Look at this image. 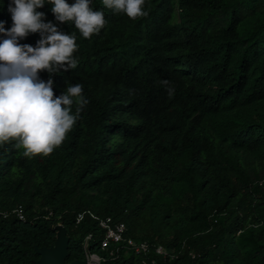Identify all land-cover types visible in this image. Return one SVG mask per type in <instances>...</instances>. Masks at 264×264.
Segmentation results:
<instances>
[{"label":"trees","instance_id":"1","mask_svg":"<svg viewBox=\"0 0 264 264\" xmlns=\"http://www.w3.org/2000/svg\"><path fill=\"white\" fill-rule=\"evenodd\" d=\"M11 3L0 0L5 29ZM91 7L108 22L88 39L51 4L37 9L78 45L75 69L40 79L56 96L80 83L89 103L47 156L0 145V263L34 264L61 223L66 261L264 264V0H146L135 20ZM18 205L23 220L3 216ZM95 216L123 221L149 252L101 249Z\"/></svg>","mask_w":264,"mask_h":264},{"label":"clouds","instance_id":"2","mask_svg":"<svg viewBox=\"0 0 264 264\" xmlns=\"http://www.w3.org/2000/svg\"><path fill=\"white\" fill-rule=\"evenodd\" d=\"M52 5L55 19L71 22L83 38L98 34L107 24L103 10H94L91 0H12L8 7L12 27L0 22V145L15 142L27 157L47 156L59 147L80 119L89 101L83 85L69 84L56 96L54 81L39 77L61 69H75L78 50L75 34L60 31L51 22H44L45 13L37 11L45 3ZM146 0H103L108 9L124 13L132 20L147 15ZM40 33L36 46L21 44L30 33ZM75 105V111L73 106Z\"/></svg>","mask_w":264,"mask_h":264},{"label":"built area","instance_id":"3","mask_svg":"<svg viewBox=\"0 0 264 264\" xmlns=\"http://www.w3.org/2000/svg\"><path fill=\"white\" fill-rule=\"evenodd\" d=\"M10 214L15 215L18 219H24V211L21 205H18L11 209L9 212H4L3 216L6 217ZM83 218V213L80 212L76 216V222H79ZM98 227L103 232V237L100 241L101 249H106L109 246H114V249L110 250V253L116 251L120 245L131 249L134 253H148L150 250V244L145 240H136L127 234V227L123 221H115L111 216H95ZM91 238V234H88L84 241V249L86 251L87 242ZM154 251L158 254H166V251L161 247H154ZM87 264H100V257L96 253L85 254Z\"/></svg>","mask_w":264,"mask_h":264},{"label":"water","instance_id":"4","mask_svg":"<svg viewBox=\"0 0 264 264\" xmlns=\"http://www.w3.org/2000/svg\"><path fill=\"white\" fill-rule=\"evenodd\" d=\"M53 230L55 231V240L52 245L48 247L33 246L34 252L38 255L34 264H87L85 258L65 262L68 255L69 237L67 236L64 225L61 223L55 224ZM1 264H9V262L4 261Z\"/></svg>","mask_w":264,"mask_h":264},{"label":"flooded vegetation","instance_id":"5","mask_svg":"<svg viewBox=\"0 0 264 264\" xmlns=\"http://www.w3.org/2000/svg\"><path fill=\"white\" fill-rule=\"evenodd\" d=\"M35 260H36V259H35ZM35 260H34V261H35ZM65 262H70V261H66V259H65ZM0 264H1V263H0Z\"/></svg>","mask_w":264,"mask_h":264}]
</instances>
